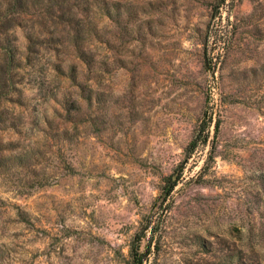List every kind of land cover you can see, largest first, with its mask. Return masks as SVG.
<instances>
[{
    "label": "rangeland",
    "instance_id": "1",
    "mask_svg": "<svg viewBox=\"0 0 264 264\" xmlns=\"http://www.w3.org/2000/svg\"><path fill=\"white\" fill-rule=\"evenodd\" d=\"M106 1L87 89L46 39L4 103L0 264H264V0Z\"/></svg>",
    "mask_w": 264,
    "mask_h": 264
},
{
    "label": "trees",
    "instance_id": "2",
    "mask_svg": "<svg viewBox=\"0 0 264 264\" xmlns=\"http://www.w3.org/2000/svg\"><path fill=\"white\" fill-rule=\"evenodd\" d=\"M108 3L106 0H0V131L5 129L4 125L8 126L10 119L4 103L24 106L25 88L43 89L42 82L40 86L29 77L42 74L37 60L31 56L40 45H53L56 55L53 69L57 77H62L80 92L87 89L88 84L84 86L80 80L81 67L94 71L97 59L85 44L91 36L104 37L94 27L96 22H88V18L96 7L102 16L110 17L112 11L118 14L120 3L113 4V9ZM19 29L26 39L24 48L18 42ZM46 39L50 40V45ZM67 54L71 60L65 59ZM61 56L64 59L59 58ZM69 61L73 62L70 66ZM14 127L9 125V129ZM146 256L145 252L131 250L135 264H143Z\"/></svg>",
    "mask_w": 264,
    "mask_h": 264
}]
</instances>
